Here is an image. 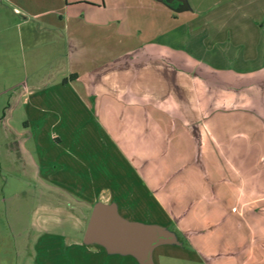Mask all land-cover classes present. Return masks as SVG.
<instances>
[{"label": "crops", "instance_id": "obj_1", "mask_svg": "<svg viewBox=\"0 0 264 264\" xmlns=\"http://www.w3.org/2000/svg\"><path fill=\"white\" fill-rule=\"evenodd\" d=\"M16 107L36 220L82 231L41 230L32 264H141L84 242L98 202L174 234L151 264H264V0H0V118Z\"/></svg>", "mask_w": 264, "mask_h": 264}, {"label": "rangeland", "instance_id": "obj_2", "mask_svg": "<svg viewBox=\"0 0 264 264\" xmlns=\"http://www.w3.org/2000/svg\"><path fill=\"white\" fill-rule=\"evenodd\" d=\"M17 52L19 56L21 51ZM15 61H18V57H15ZM18 72L15 71L16 74ZM81 122L85 123L80 120L63 121L69 127L86 126ZM50 123L46 125L47 128ZM3 127H8L11 133L9 132V137L0 136V149L2 152H9V159L11 158L13 163L7 168V161L0 160V264H32L35 239L41 230H51L69 236L81 235L82 231L75 230L74 217L69 218L64 226L59 228L50 221L36 220L38 210L44 203L49 204V201H45L39 191L33 161L34 145L27 132L23 133L22 110L16 107L10 110L4 119L0 118V131ZM78 211L82 213L81 208ZM178 264L186 263L180 261Z\"/></svg>", "mask_w": 264, "mask_h": 264}, {"label": "water", "instance_id": "obj_3", "mask_svg": "<svg viewBox=\"0 0 264 264\" xmlns=\"http://www.w3.org/2000/svg\"><path fill=\"white\" fill-rule=\"evenodd\" d=\"M168 4L175 0H163ZM84 242H99L109 250L134 254L141 264H151V250L160 242H176L166 229L129 222L116 211L114 204L96 203L91 210L83 235Z\"/></svg>", "mask_w": 264, "mask_h": 264}, {"label": "trees", "instance_id": "obj_4", "mask_svg": "<svg viewBox=\"0 0 264 264\" xmlns=\"http://www.w3.org/2000/svg\"><path fill=\"white\" fill-rule=\"evenodd\" d=\"M75 75L74 74H72V75H70V77L69 78H73ZM67 79H64V81H66Z\"/></svg>", "mask_w": 264, "mask_h": 264}]
</instances>
